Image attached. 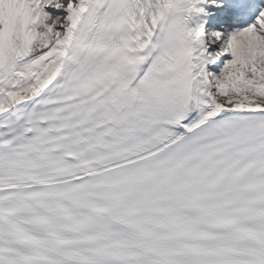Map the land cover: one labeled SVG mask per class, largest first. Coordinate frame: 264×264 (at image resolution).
Segmentation results:
<instances>
[{"label":"snow or ice","instance_id":"6c2138e0","mask_svg":"<svg viewBox=\"0 0 264 264\" xmlns=\"http://www.w3.org/2000/svg\"><path fill=\"white\" fill-rule=\"evenodd\" d=\"M0 264H264V0H0Z\"/></svg>","mask_w":264,"mask_h":264}]
</instances>
